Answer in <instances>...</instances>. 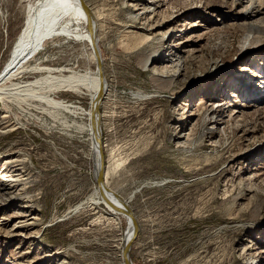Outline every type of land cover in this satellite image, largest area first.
<instances>
[{"label": "rangeland", "instance_id": "rangeland-1", "mask_svg": "<svg viewBox=\"0 0 264 264\" xmlns=\"http://www.w3.org/2000/svg\"><path fill=\"white\" fill-rule=\"evenodd\" d=\"M36 1L0 0V71ZM81 2L96 19L107 83L98 110L103 178L136 222L131 262L264 264V52L250 53L245 40L238 11L246 0H163L136 23L127 19L135 0ZM83 19L74 8L59 11L28 64L93 72ZM171 49L183 61L176 77L163 60ZM55 100L89 108L85 95ZM44 109L35 102L0 111V264H124L126 220L90 201L88 117Z\"/></svg>", "mask_w": 264, "mask_h": 264}, {"label": "bare ground", "instance_id": "bare-ground-1", "mask_svg": "<svg viewBox=\"0 0 264 264\" xmlns=\"http://www.w3.org/2000/svg\"><path fill=\"white\" fill-rule=\"evenodd\" d=\"M162 1L163 0H135V2L129 3L131 10L128 12L127 19L129 22L132 21L131 23L150 19L159 12L161 8L160 2ZM235 1L237 3H243V0ZM68 7L76 9L82 15L84 18L83 20L86 21L89 27L88 45L91 51V56L96 64L93 72L81 73L74 71V68L69 67L47 68L41 67L40 64L30 65L27 62L28 51L38 36L42 35L45 26L59 11ZM29 10L21 40L17 46L18 48L7 66L0 71V111L9 113L14 107L30 108L32 104L37 102L40 105L44 104L47 107L44 111L49 112V114H53V112H62L76 117H88L90 124L87 131L90 136L91 149L93 151V178L96 183V189L91 195L90 201L93 202L95 201V198H99L107 207H109L111 212L124 218L127 224L129 223L124 233L125 244L123 247L122 260L124 264H133L130 260L128 250L134 237H136L135 234L137 233L135 218L128 203L120 196L115 195L114 192L112 193L106 187L103 178L105 170L101 172L104 156L99 136L98 110L100 102L106 94L107 83L102 74V58L95 38L97 25L96 19L93 13L82 4L81 0H37ZM238 12V17L240 20L246 22L244 25L248 29V36L245 40L248 42V45L252 44L255 47L252 50L248 49V51L250 50V53H253L254 55L264 52V46L261 47L262 44L260 41V39L264 37V0H246L245 5ZM250 53H248V56ZM165 54L167 55L165 57L163 56V60L166 61L167 67L174 69V76L179 74L182 71V57L178 54L175 55L173 49ZM143 55L144 56L141 55L140 57L139 64L144 70H146L150 65V56L147 54ZM157 60L159 61L161 59ZM152 63H155V60H153ZM35 74L46 75L42 78H35L30 81L25 80L27 76ZM163 78L162 81L166 84L173 81V77L170 76H164ZM59 93H70L78 96L85 95L89 98V108L84 110L80 107L73 106L72 104H66L63 101L55 100V95ZM254 101V105L261 103L258 102V100ZM219 107L220 106L215 105V107L213 106L211 109V114L213 116L210 117L208 122L211 125V130L219 123L216 117L218 116L219 111H217V108ZM81 129L83 130V128ZM211 130L209 133H211ZM3 182L6 181L3 180ZM0 196L7 197L6 194ZM17 224L18 226L16 225V227L32 225H27L26 223H23V221H19ZM261 262L262 261H255V259H253L249 262L247 261L245 264H261Z\"/></svg>", "mask_w": 264, "mask_h": 264}, {"label": "water", "instance_id": "water-1", "mask_svg": "<svg viewBox=\"0 0 264 264\" xmlns=\"http://www.w3.org/2000/svg\"><path fill=\"white\" fill-rule=\"evenodd\" d=\"M103 171V166L101 167V172ZM129 224V223H128ZM128 224H127V227H128Z\"/></svg>", "mask_w": 264, "mask_h": 264}]
</instances>
